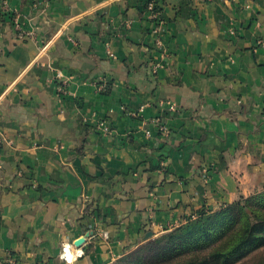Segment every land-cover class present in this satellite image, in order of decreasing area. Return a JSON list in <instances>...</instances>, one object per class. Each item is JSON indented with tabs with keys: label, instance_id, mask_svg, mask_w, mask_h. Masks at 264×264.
<instances>
[{
	"label": "crops",
	"instance_id": "0c3cea01",
	"mask_svg": "<svg viewBox=\"0 0 264 264\" xmlns=\"http://www.w3.org/2000/svg\"><path fill=\"white\" fill-rule=\"evenodd\" d=\"M148 1L0 8V264H113L264 187V0H156L161 47Z\"/></svg>",
	"mask_w": 264,
	"mask_h": 264
},
{
	"label": "trees",
	"instance_id": "16d2710c",
	"mask_svg": "<svg viewBox=\"0 0 264 264\" xmlns=\"http://www.w3.org/2000/svg\"><path fill=\"white\" fill-rule=\"evenodd\" d=\"M146 249L148 264H237L264 253V192L200 210ZM256 264H264V256Z\"/></svg>",
	"mask_w": 264,
	"mask_h": 264
},
{
	"label": "built area",
	"instance_id": "2783aa9c",
	"mask_svg": "<svg viewBox=\"0 0 264 264\" xmlns=\"http://www.w3.org/2000/svg\"><path fill=\"white\" fill-rule=\"evenodd\" d=\"M0 8L4 11H7V9H8L7 0H0ZM145 11L147 13L148 20H150L153 24V34L155 36L154 43L157 47H161L162 46L161 34L163 32V30H162L163 22L161 19L159 4L156 2V0H150L146 4ZM13 26L16 28L17 31H19L21 38L32 36L31 33H27L25 31H23V29L19 23L18 14H13ZM158 68H159L158 64H153L150 67V70L152 73H155ZM56 82L57 83H56L55 89H56L57 95L61 96V97L67 96L69 93V91H68L69 79L64 78L63 75L60 72H58L56 74ZM104 84H105L104 82H101L100 85L97 86V90L98 91L103 90ZM171 110H173L172 107H171ZM152 122L157 126L159 132L163 135V137H166L168 135V131H167L166 127L161 124L160 120L156 119V120H153ZM98 125H99L98 127H99L100 131L102 132V134L106 135V134L110 133V129L105 127V125L103 123H98ZM146 135L148 136L149 133L146 132ZM66 251H67V249L63 248L64 253L62 254V256H64V258L66 260H69V257H68L69 253H67ZM77 255H81V254L78 253Z\"/></svg>",
	"mask_w": 264,
	"mask_h": 264
},
{
	"label": "rangeland",
	"instance_id": "374dc122",
	"mask_svg": "<svg viewBox=\"0 0 264 264\" xmlns=\"http://www.w3.org/2000/svg\"><path fill=\"white\" fill-rule=\"evenodd\" d=\"M263 192H264V187L258 191H255L253 194H251L250 196H248L246 198H251V197L257 198L258 195L263 193ZM224 205H229V204H224ZM224 205L223 204L220 205L216 209H213V211L218 210L221 206H224ZM173 229L166 230L163 233H160L154 237L149 238L148 240L141 243L140 245H138L134 248L128 249L127 252H125L123 254V256H121L119 259H117L113 264H138L137 263L138 260L142 261L139 264H148L147 261L151 255V253L147 251L146 247L151 242H153V240H156L157 238L164 236L165 234H168L169 231H171ZM262 253H263V250H262V252L260 251V253L256 254L255 256L251 255V257H249V258L243 259L245 262L243 264H256L258 262L259 258L264 256V253L263 254ZM241 262H239L237 264H241Z\"/></svg>",
	"mask_w": 264,
	"mask_h": 264
},
{
	"label": "water",
	"instance_id": "95a60500",
	"mask_svg": "<svg viewBox=\"0 0 264 264\" xmlns=\"http://www.w3.org/2000/svg\"><path fill=\"white\" fill-rule=\"evenodd\" d=\"M83 243H84V238H81V239H79V240H77V241L75 242V245H76L77 247H79V246H81Z\"/></svg>",
	"mask_w": 264,
	"mask_h": 264
}]
</instances>
